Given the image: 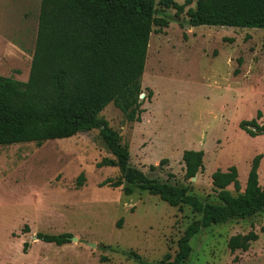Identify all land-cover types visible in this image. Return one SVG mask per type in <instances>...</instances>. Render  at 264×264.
<instances>
[{
    "label": "rangeland",
    "instance_id": "374dc122",
    "mask_svg": "<svg viewBox=\"0 0 264 264\" xmlns=\"http://www.w3.org/2000/svg\"><path fill=\"white\" fill-rule=\"evenodd\" d=\"M158 2L155 17L168 26L153 27L150 35L141 122H128L112 104L99 116L118 132L133 168L184 187L202 202L215 201L211 174L218 169L235 166L243 191L256 155L262 156L258 177L264 186V136L251 138L239 128L257 111L264 118V29L187 28L194 2L180 15ZM40 3L0 0V76L28 80ZM185 150L204 152V172L194 181L184 177ZM103 158L112 156L98 130L41 146L0 147V264H140L130 252L146 264H162L166 255L173 260L179 238L200 215L146 191L125 196L122 187L101 186L121 178L117 168L98 167ZM251 231L258 240L231 253L228 240ZM37 233L77 241L56 246L37 240ZM189 243L191 253L181 264H264V212L212 225Z\"/></svg>",
    "mask_w": 264,
    "mask_h": 264
},
{
    "label": "trees",
    "instance_id": "16d2710c",
    "mask_svg": "<svg viewBox=\"0 0 264 264\" xmlns=\"http://www.w3.org/2000/svg\"><path fill=\"white\" fill-rule=\"evenodd\" d=\"M193 2L195 8L187 11L192 28L264 29V0H185L183 4L159 0L158 4L180 15ZM155 6L156 0H41L28 80L0 76V147L25 143L41 146L98 130L112 156L103 158L98 167L117 168L121 174L119 180L108 178L101 186L122 187L125 196L134 189L146 191L171 207L186 205L200 215L179 238L173 260L166 255L162 263L181 264L191 253L190 240L202 230L264 212V186L258 177L262 156L253 158L243 191L235 166L214 171L211 184L216 198L212 202H202L184 187L150 179L130 165L128 148L99 115L112 104L128 122H141V80L150 35L153 27L168 26L166 19L155 17ZM146 91L150 100L152 92ZM239 128L251 138L264 136L262 112L241 121ZM203 159L201 150L183 152L186 180L204 172ZM83 181L80 174L77 185L82 186ZM70 238L69 234H36L37 240L56 246L68 244ZM257 240L253 231L238 234L228 240L227 247L231 253L247 251ZM27 246L25 243L24 251ZM129 255L146 264L137 253Z\"/></svg>",
    "mask_w": 264,
    "mask_h": 264
},
{
    "label": "water",
    "instance_id": "95a60500",
    "mask_svg": "<svg viewBox=\"0 0 264 264\" xmlns=\"http://www.w3.org/2000/svg\"><path fill=\"white\" fill-rule=\"evenodd\" d=\"M186 27H187V28H190L191 26H190L189 24H186ZM141 98H143V96H142ZM191 180L194 181V180H195V177H193ZM70 241H72V242H76L77 239L74 238V237H71V238H70ZM90 245H91V247H94V244H90Z\"/></svg>",
    "mask_w": 264,
    "mask_h": 264
}]
</instances>
